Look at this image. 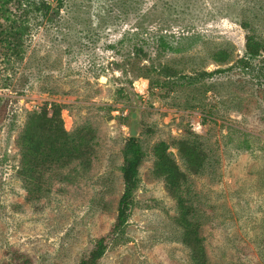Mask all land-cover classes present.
<instances>
[{
    "label": "rangeland",
    "instance_id": "rangeland-1",
    "mask_svg": "<svg viewBox=\"0 0 264 264\" xmlns=\"http://www.w3.org/2000/svg\"><path fill=\"white\" fill-rule=\"evenodd\" d=\"M28 27L23 58L0 83V264H77L109 233L135 110L144 159L134 205L123 242L111 243L98 264H191L176 201L153 174L161 142L187 175L182 192L209 264H264V82L229 69L244 56L247 34L264 43V0H65L56 15ZM134 46L148 58L118 55ZM115 62L132 95L118 93L124 84ZM150 65L177 76L225 71L192 84L146 76L168 82L160 87L139 71ZM49 104L61 107L68 133L95 131L94 155L87 169L75 163L51 173L48 192L32 200L17 139L27 113ZM181 140L206 157L197 175L178 153Z\"/></svg>",
    "mask_w": 264,
    "mask_h": 264
},
{
    "label": "trees",
    "instance_id": "trees-1",
    "mask_svg": "<svg viewBox=\"0 0 264 264\" xmlns=\"http://www.w3.org/2000/svg\"><path fill=\"white\" fill-rule=\"evenodd\" d=\"M65 0H0V83L9 80V72L14 65L21 62L24 55L25 36L29 32V22L32 19L53 17L63 7ZM161 46L166 48L163 38H159ZM122 45L121 42H119ZM120 46L118 45V49ZM163 48V49H164ZM118 52L120 50H117ZM121 57L127 60H146L148 54L141 47L134 46L130 52ZM264 43L257 40L253 34L245 37L244 56L235 61L231 68H240L246 74H250L259 82H264ZM259 59L256 65L254 62ZM218 60V59H217ZM219 61V60H218ZM115 70H119L122 79L118 93L132 92L127 86L132 87V82L126 78L121 69L122 64L115 62ZM144 71V76L149 74L162 75L170 80H186L188 84L203 80L223 73L225 70L216 69L210 72H200L195 76H177L178 72L166 65L156 67L139 68ZM3 74V75H2ZM150 84L165 87L168 82L158 80ZM0 89L3 85L0 84ZM61 107L57 104H49L38 112H28L26 123L19 134L17 145L20 148V175L24 182V188L30 199L36 200L47 193L51 173L61 174L64 169L77 163L84 169L89 168L94 155L96 141L95 131L83 126L72 133L65 131L60 115ZM50 113V114H49ZM178 153L184 160L187 171L190 174H199L205 162V155L194 143L187 140L176 142ZM168 145L164 142L157 144L153 149L155 157L153 174L164 181L165 188L176 201V224L181 228V241L190 251L191 264H209L203 239L199 235V223L195 218V209L183 196L182 186L187 181L186 173L177 166L171 155L167 153ZM123 163L120 168L123 191L117 205V213L113 226L106 236L98 238L90 252L80 258L77 264H98L111 243L123 242L125 227L129 221L133 208V197L138 188V170L144 159V152L140 142L136 138H128L122 149ZM49 176V177H47Z\"/></svg>",
    "mask_w": 264,
    "mask_h": 264
},
{
    "label": "water",
    "instance_id": "water-1",
    "mask_svg": "<svg viewBox=\"0 0 264 264\" xmlns=\"http://www.w3.org/2000/svg\"><path fill=\"white\" fill-rule=\"evenodd\" d=\"M137 110H135L134 112H131L130 114V123H129V135L131 138H136L138 135V130H137Z\"/></svg>",
    "mask_w": 264,
    "mask_h": 264
}]
</instances>
